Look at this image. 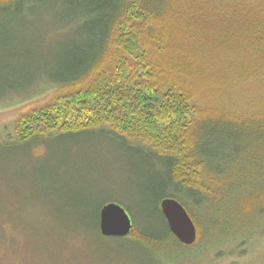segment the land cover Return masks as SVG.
Wrapping results in <instances>:
<instances>
[{"label": "trees", "instance_id": "obj_1", "mask_svg": "<svg viewBox=\"0 0 264 264\" xmlns=\"http://www.w3.org/2000/svg\"><path fill=\"white\" fill-rule=\"evenodd\" d=\"M42 9L69 15L65 23L80 39L68 50L75 59L45 65L28 80L15 67L12 75L6 60L0 94L37 83L45 84L40 95L59 93L18 118L15 143L30 150L51 137H101L143 166L132 204L109 200L128 211L132 229L109 240L108 254L135 249L144 264H174V254L247 235L243 222L255 198H264V0H0V15ZM166 198L189 214L199 245L172 236L159 209ZM103 204H60L70 218L60 223L65 236L45 249H66L71 264H84L83 247L68 243L105 239Z\"/></svg>", "mask_w": 264, "mask_h": 264}, {"label": "rangeland", "instance_id": "obj_2", "mask_svg": "<svg viewBox=\"0 0 264 264\" xmlns=\"http://www.w3.org/2000/svg\"><path fill=\"white\" fill-rule=\"evenodd\" d=\"M68 16L44 9L0 15V64L8 60L11 74L15 67L14 72H22L20 77L28 80L45 65L54 69L60 61L75 59L68 55V50L80 39L75 27L65 23ZM40 86L45 84L37 83L31 90L17 95L11 91L0 94V264H71L66 249H45L49 239L65 236L60 234V223L70 218L59 205H66L71 199H85L94 205L117 199L131 205L139 195L137 188L141 180L137 175L143 166L133 155L121 152L105 138L81 137L69 143L51 137L46 144L39 142L30 150L28 145L14 142V124L18 118L49 104L59 94L52 90L40 95L41 89L37 90ZM263 199L255 198V211L243 222L247 235H225L206 244L199 253L189 251L184 258L174 254L170 256L174 264H264V208L257 211L258 204H264ZM239 221L235 222L238 229ZM83 238L87 239V246L86 243L83 246ZM83 238L68 245L73 249L83 247L80 260L84 264L145 262L135 249L108 254L115 243L109 241L113 238L97 244L88 236ZM201 240L194 245H199ZM119 247L115 244V248ZM55 254L61 256L59 263L56 261L59 255Z\"/></svg>", "mask_w": 264, "mask_h": 264}, {"label": "water", "instance_id": "obj_3", "mask_svg": "<svg viewBox=\"0 0 264 264\" xmlns=\"http://www.w3.org/2000/svg\"><path fill=\"white\" fill-rule=\"evenodd\" d=\"M162 213L172 236L182 245L190 246L196 240V229L182 205L175 199L160 202ZM132 220L122 205L108 202L99 210L98 230L104 238H124L130 234Z\"/></svg>", "mask_w": 264, "mask_h": 264}, {"label": "bare ground", "instance_id": "obj_4", "mask_svg": "<svg viewBox=\"0 0 264 264\" xmlns=\"http://www.w3.org/2000/svg\"><path fill=\"white\" fill-rule=\"evenodd\" d=\"M167 199V198H166ZM164 200V199H163ZM183 207V206H182ZM184 208V207H183ZM127 211V210H126ZM186 211V210H185ZM128 212V211H127ZM189 215V214H188ZM167 225V224H166ZM168 227V226H167ZM169 230V229H168Z\"/></svg>", "mask_w": 264, "mask_h": 264}]
</instances>
